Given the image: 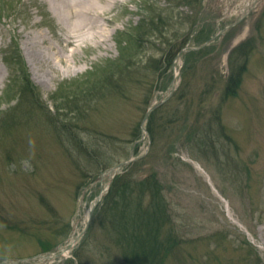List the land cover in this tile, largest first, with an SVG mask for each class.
Wrapping results in <instances>:
<instances>
[{"label": "rangeland", "instance_id": "obj_1", "mask_svg": "<svg viewBox=\"0 0 264 264\" xmlns=\"http://www.w3.org/2000/svg\"><path fill=\"white\" fill-rule=\"evenodd\" d=\"M42 10L43 0H0V262L78 264L76 250L79 264H125L101 227L103 199L123 168L91 177L69 141L103 133L112 158L143 156L135 174L160 182L171 217L162 230L175 237L162 264H264L250 230L264 227V0H122L109 14L107 48L81 43L65 63L52 56L63 49L52 34L61 33L44 25ZM28 31L46 33L47 56L25 52ZM127 57L140 68L131 99L75 97ZM27 84L39 108L19 101ZM86 227L73 251L43 263Z\"/></svg>", "mask_w": 264, "mask_h": 264}, {"label": "trees", "instance_id": "obj_2", "mask_svg": "<svg viewBox=\"0 0 264 264\" xmlns=\"http://www.w3.org/2000/svg\"><path fill=\"white\" fill-rule=\"evenodd\" d=\"M154 30L152 29V31ZM122 44L119 45V48ZM130 44L132 43L128 41L121 50L119 49L122 57V50L125 51V47ZM243 46L239 45L234 48L229 54V60L233 54L242 53ZM179 49L177 51H180ZM129 58L131 57L125 59L128 65L125 64L123 69L113 70L114 72L108 74V76L103 75L100 79L98 78L97 84H94L91 89H83L75 97L80 101L99 98L98 103L108 101L114 96L125 100L131 99L133 88L129 84L131 83L130 77L136 75L140 68L135 67V63L127 61ZM242 69L237 73L234 70L232 71L225 95L235 93L241 81ZM125 73L127 74L125 75ZM30 95H35V89L27 84L22 89L19 101L24 100L26 105H30V108H39L38 103L34 101L35 97L29 101ZM65 103L68 106L74 105V102L69 100H66ZM46 110L49 115L52 114L50 109ZM135 131L136 128H133L132 134ZM110 137L102 133L99 135L98 140L95 141L94 139L86 142L69 138V141L76 146L78 166L89 169L91 177L97 176L100 172L121 161L120 158L115 160L109 154L110 144L108 139ZM141 161L140 159L124 167L122 172L112 181L109 192L106 193L103 199L105 213L104 216L102 215L101 227L107 239L115 245L125 264H162L169 247L167 245H170L175 239L171 234H166L163 232L165 230H162L165 224L170 225L171 217L156 174L152 173L144 177H138L135 174L134 171H137ZM164 233L165 236H163ZM163 248H166L165 253H163V250H165ZM73 256L78 264L79 260L82 261L76 250L73 252ZM69 262V264H75L71 260Z\"/></svg>", "mask_w": 264, "mask_h": 264}, {"label": "bare ground", "instance_id": "obj_3", "mask_svg": "<svg viewBox=\"0 0 264 264\" xmlns=\"http://www.w3.org/2000/svg\"><path fill=\"white\" fill-rule=\"evenodd\" d=\"M43 2L49 8V11L42 10L41 14L45 18L43 23L48 25V29L52 31L56 29L61 33L59 36L52 34V37L65 50L59 49L58 53H53L52 56L64 63L70 58H75L76 47L81 43L84 44L83 49L86 51H91L92 48H107L105 46L111 36L108 29L116 21L109 14L122 4V0H43ZM36 26L37 24H33L32 27ZM21 38L25 52L28 51L31 57L41 58L43 55L47 56V50H52L43 31L37 33L28 31ZM68 47L73 49L69 53L66 52ZM196 168L201 169L197 165ZM250 230L260 250L264 251V227L256 229L252 226Z\"/></svg>", "mask_w": 264, "mask_h": 264}, {"label": "water", "instance_id": "obj_4", "mask_svg": "<svg viewBox=\"0 0 264 264\" xmlns=\"http://www.w3.org/2000/svg\"><path fill=\"white\" fill-rule=\"evenodd\" d=\"M163 103H164V101H161V102L157 103L156 105H154L153 107L149 108V109L147 110L145 116H144L143 122L146 121L147 117L150 115V113H151L154 109L158 108V107L161 106ZM136 159H137V158H136ZM134 160H135V159H132L131 157H129V158L126 159L125 161L120 162L119 164H117V165L111 167V168L107 171V173L104 174L103 176H107V175H110V174H112V173L118 171L120 168H122V167H124V166L130 164V163L133 162ZM103 176H102V179H103ZM99 200H100V198L97 199V202H98ZM94 208H95V205H94V207H93L92 209H90V212H89V216H90V217H91V214H92ZM89 219H90V218H89ZM88 222H89V220H88ZM86 228H87V227H86ZM85 230H86V229H85ZM85 230H84V231H83V232L77 237V239L73 242V244L70 245V246H69L64 252L59 253V254H57L56 256L43 257L44 262H48V261L52 260L53 258L61 257V256H63V254H65L66 252L70 251V250L73 248V246L77 243L78 239L84 234ZM0 264H5V263H0Z\"/></svg>", "mask_w": 264, "mask_h": 264}]
</instances>
